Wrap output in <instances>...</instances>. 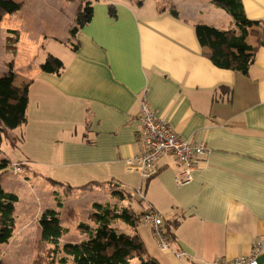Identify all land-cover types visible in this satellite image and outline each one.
Masks as SVG:
<instances>
[{"label":"crops","instance_id":"crops-1","mask_svg":"<svg viewBox=\"0 0 264 264\" xmlns=\"http://www.w3.org/2000/svg\"><path fill=\"white\" fill-rule=\"evenodd\" d=\"M241 2L259 22L258 36L246 37L255 47L246 74L215 66L198 42L195 24H233L212 0L91 1L92 17L68 39L65 54H49L63 63L58 74L28 56L13 66L15 85H29L26 121L10 131L19 138L12 165L62 188L115 183L133 197L140 188L135 209L154 207L159 227L172 234L162 249L150 224L135 229L158 264L250 255L253 242H264V0ZM142 98L181 138L206 147L189 182L175 183L180 165L171 156L160 157L144 181L127 168L125 159L141 151Z\"/></svg>","mask_w":264,"mask_h":264},{"label":"trees","instance_id":"trees-1","mask_svg":"<svg viewBox=\"0 0 264 264\" xmlns=\"http://www.w3.org/2000/svg\"><path fill=\"white\" fill-rule=\"evenodd\" d=\"M212 1L226 9L232 17L233 24L227 29L204 23L195 24L198 42L208 49L207 56L215 66L246 74L255 53V47L246 42V37L249 34L258 36L259 32L254 27L259 25V22L246 17L241 0ZM20 6L12 0H0V12L4 14L12 13ZM108 11L110 15H115L112 4H109ZM91 17L92 3L84 1L76 17L77 24L71 28V33L74 34L79 27L89 22ZM8 32L13 33L16 41L18 40L17 30L10 29ZM40 68L44 72L58 74L63 69V63L59 58L49 55L46 61L40 64ZM28 85V82L15 85L13 62L10 61L7 70L0 75V142L3 137L9 136L10 131L26 121ZM17 139L19 138L12 137L13 145ZM11 166L10 158H0V176ZM47 180L54 185H60L55 180ZM110 187L114 195L129 203L118 206L93 202L89 219L95 223V227L91 228L89 224L80 222L77 229L87 235L80 241H66L60 245L59 241L68 233V229L63 226L59 212L48 210L43 213L38 220L42 230L40 241L52 246L47 250L44 264H158L156 259L146 253L144 244L135 230L140 223L142 211H137L131 200L138 206L141 205V199L140 201L134 199L131 193L116 188L114 184ZM80 188L92 191L94 185L86 184ZM17 200V195L5 191L0 183V244L7 243L13 236L15 225L13 209ZM115 222L134 227V232L125 233ZM171 224L174 226L176 223L173 221ZM161 231L168 243L172 236L170 230Z\"/></svg>","mask_w":264,"mask_h":264},{"label":"rangeland","instance_id":"rangeland-1","mask_svg":"<svg viewBox=\"0 0 264 264\" xmlns=\"http://www.w3.org/2000/svg\"><path fill=\"white\" fill-rule=\"evenodd\" d=\"M12 1L21 5L18 10L8 15L0 12V71H5L10 61L13 66L15 64L20 67L27 56L32 65L45 62L49 54L63 56V46L67 47L70 43L68 39H73L71 28L77 24L76 17L84 0ZM6 28L17 30L18 42ZM11 139V133L2 138L0 153L1 156L5 154L10 159H17L14 151L17 141L13 145ZM36 173L37 170L33 169L15 173L11 166L1 174L2 188L16 194L18 200L13 209V236L7 243L0 244V264L45 263L47 250L52 247L51 244L45 245L40 241L42 230L38 220L45 211L57 210L63 226L68 229V233L59 241L62 245L66 241H80L87 236L77 229L80 222L89 224L91 228L95 227V223L89 219L93 202L118 206L129 203L114 195L109 183L92 191L80 187L62 188ZM134 197H138L137 193ZM131 203L136 207L134 200ZM140 224L142 223L137 226ZM116 225L119 226L118 223ZM155 239L158 242L156 237Z\"/></svg>","mask_w":264,"mask_h":264},{"label":"built area","instance_id":"built-area-1","mask_svg":"<svg viewBox=\"0 0 264 264\" xmlns=\"http://www.w3.org/2000/svg\"><path fill=\"white\" fill-rule=\"evenodd\" d=\"M140 120L141 151L125 159L127 168L138 172L141 180L144 181L155 174L156 164L160 157L171 156L180 165V170L175 176V183L181 185L189 182L197 159L206 152V147L181 138L170 126L168 119L158 116L144 98L140 101ZM12 167L15 173L21 172L19 164H13ZM118 189L124 191L122 186H119ZM136 193L142 196L140 188ZM139 220L140 223L150 224L153 227L158 245L162 249H167L168 243L159 227L162 221L154 207H145ZM180 254L182 253L177 255ZM261 255L264 256V242L255 241L252 244L250 255L236 257L232 260H217L214 264H259L257 259Z\"/></svg>","mask_w":264,"mask_h":264},{"label":"water","instance_id":"water-1","mask_svg":"<svg viewBox=\"0 0 264 264\" xmlns=\"http://www.w3.org/2000/svg\"><path fill=\"white\" fill-rule=\"evenodd\" d=\"M258 263L259 264H264V256H259L258 259H257Z\"/></svg>","mask_w":264,"mask_h":264}]
</instances>
